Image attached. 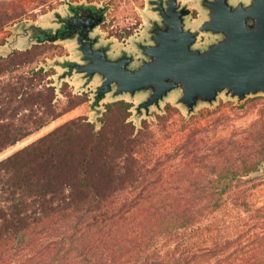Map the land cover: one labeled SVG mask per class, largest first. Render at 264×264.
<instances>
[{"label":"trees","instance_id":"trees-1","mask_svg":"<svg viewBox=\"0 0 264 264\" xmlns=\"http://www.w3.org/2000/svg\"><path fill=\"white\" fill-rule=\"evenodd\" d=\"M39 38L0 54V154L78 105L32 65L56 43ZM132 107L111 101L100 124L70 118L0 158V264H264V101L211 150L196 115L165 108L155 128ZM242 217L250 230L232 231Z\"/></svg>","mask_w":264,"mask_h":264},{"label":"water","instance_id":"water-1","mask_svg":"<svg viewBox=\"0 0 264 264\" xmlns=\"http://www.w3.org/2000/svg\"><path fill=\"white\" fill-rule=\"evenodd\" d=\"M154 1L148 0L155 13L147 14L148 37L138 42L133 37V48L104 47L83 33L67 38L77 37V57L64 59L70 62L68 74L96 82L93 107L109 95H140L134 106L139 124L155 116V107L163 112L173 94L189 116L221 94L239 102L264 94V0H196L204 13L196 24L189 23L194 12L189 2ZM62 78L57 77L58 89Z\"/></svg>","mask_w":264,"mask_h":264},{"label":"rangeland","instance_id":"rangeland-1","mask_svg":"<svg viewBox=\"0 0 264 264\" xmlns=\"http://www.w3.org/2000/svg\"><path fill=\"white\" fill-rule=\"evenodd\" d=\"M64 1L73 0H0V15L4 13H16L14 18L8 22V24L0 30V54H8L14 49H27L31 47L35 42V38L31 40L29 33L19 35L15 38V32L17 25L21 22H26L28 24H35L37 32H40L44 28L54 26L55 17H57L56 10H62L65 6ZM87 1L111 5L109 16L115 20V26L122 29L127 28V30H140L145 27L147 14L154 15L155 13L149 9L148 0H78ZM184 2H189L190 6L194 9L193 14L189 18L190 24H196L204 17L203 11L198 7L196 0H183ZM70 8L67 9L69 11ZM42 35V34H41ZM141 41L148 37L146 30L141 32L140 36H137ZM48 40V39H47ZM115 49L123 48H133L135 47L134 41L128 42V44H123L117 40H111ZM75 41L73 39L58 40L46 52H44L32 65H44L47 68H51L52 75L55 84L57 83V77H63L61 82L60 94L63 104H71L73 102H78V105L70 110L69 112L63 114L58 119L53 121L50 125L43 128L41 131L33 134L31 137L25 141L17 144L16 146L10 147L8 150L0 154V158L10 154L17 148L23 146L24 144L33 141L42 134L53 129L60 123L66 120L76 117L84 116L89 120L96 123H101L102 115L106 106L109 102L117 99H126L133 103L131 119L137 123L134 117L135 109L134 106L140 101V95L136 97H131L130 95L120 96L114 98L108 96L104 99L100 106L93 107L92 105V94L95 89V83H87L86 80L80 77L78 73L70 76L68 62L64 59L70 60V58L77 57V51L75 49ZM63 59V60H62ZM50 65V67H48ZM68 75V76H67ZM87 93V94H83ZM79 94H82L79 96ZM176 95H171L165 102H163V107L168 108L171 115V121L174 119H179L182 116L190 119L193 115L197 116L196 119V131L198 136L202 139L200 142V148L203 150H211L215 143L211 137L217 136H228L234 134L236 131L242 130L243 127L247 126L253 119H255L258 108L264 101V94L251 95L239 102L237 98L228 97L225 94H221L219 100L213 104H201L196 112L192 113L190 116L187 111L181 106L175 103ZM171 106V107H170ZM101 109L103 110H100ZM170 107V108H169ZM99 109L100 112H97ZM155 116L147 117L144 116L140 119L139 124L144 118H147L153 125L157 128V114L161 113L156 107L153 109ZM138 124V123H137ZM138 124V125H139ZM239 133V132H238ZM211 177L217 174V167L213 166L211 168ZM255 181L263 184L261 196H259L261 201H264V173H261ZM253 182H247L244 185H251ZM261 203V202H260ZM251 228L250 218L242 217L239 224L235 225L231 230L240 233V231H249ZM74 237L70 238V248L72 247V252L70 254L75 255L79 253V250H74L75 245L73 243ZM68 255V253H67Z\"/></svg>","mask_w":264,"mask_h":264},{"label":"flooded vegetation","instance_id":"flooded-vegetation-1","mask_svg":"<svg viewBox=\"0 0 264 264\" xmlns=\"http://www.w3.org/2000/svg\"><path fill=\"white\" fill-rule=\"evenodd\" d=\"M158 1L155 0L154 2ZM63 4L65 6L62 10H56L55 15L57 17H55V21L53 22L54 26L46 27L37 32L35 31V24L21 22L17 25L15 38L27 32L31 40L42 34L43 39L58 42V40H65L70 36H77L83 33L94 37L104 47L112 46L114 48L113 44L109 43L111 40H117L127 45L133 37L140 36L144 30L143 27L130 33L127 28L122 29L115 26V20L109 16L111 5L97 3V1L80 2L78 0L64 1ZM68 8H70L69 11H67ZM73 39L77 40V37Z\"/></svg>","mask_w":264,"mask_h":264}]
</instances>
